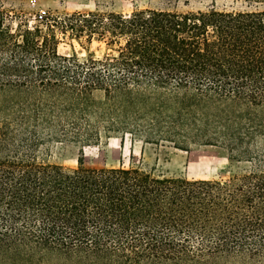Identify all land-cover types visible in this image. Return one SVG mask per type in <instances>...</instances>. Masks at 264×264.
Instances as JSON below:
<instances>
[{
    "label": "trees",
    "instance_id": "obj_1",
    "mask_svg": "<svg viewBox=\"0 0 264 264\" xmlns=\"http://www.w3.org/2000/svg\"><path fill=\"white\" fill-rule=\"evenodd\" d=\"M239 11H0V264H264V0ZM66 38L101 58L61 55ZM217 147L226 179L64 169L49 142Z\"/></svg>",
    "mask_w": 264,
    "mask_h": 264
},
{
    "label": "rangeland",
    "instance_id": "obj_2",
    "mask_svg": "<svg viewBox=\"0 0 264 264\" xmlns=\"http://www.w3.org/2000/svg\"><path fill=\"white\" fill-rule=\"evenodd\" d=\"M246 8L238 0H0V11L5 22L15 29L19 22L30 25L48 17H60L71 13L115 12L129 14L136 10L189 11H239ZM250 10L264 11V2ZM58 53H74L84 59L87 55L101 58L102 44L93 42L80 47L66 38L58 46ZM41 156L49 163L64 169L77 167V159L83 158L87 168H139L154 176L185 178L189 180L226 179L247 169L243 162L230 161L225 150L217 147L190 146L187 150L175 149L171 144H149L141 140L123 141L118 138L101 137L91 146L81 147L68 142H49L40 149ZM1 155V154H0Z\"/></svg>",
    "mask_w": 264,
    "mask_h": 264
},
{
    "label": "built area",
    "instance_id": "obj_3",
    "mask_svg": "<svg viewBox=\"0 0 264 264\" xmlns=\"http://www.w3.org/2000/svg\"><path fill=\"white\" fill-rule=\"evenodd\" d=\"M43 15H44V12H42V14H40L39 17H43Z\"/></svg>",
    "mask_w": 264,
    "mask_h": 264
}]
</instances>
